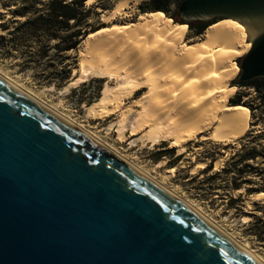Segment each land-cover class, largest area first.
Instances as JSON below:
<instances>
[{
    "label": "water",
    "instance_id": "95a60500",
    "mask_svg": "<svg viewBox=\"0 0 264 264\" xmlns=\"http://www.w3.org/2000/svg\"><path fill=\"white\" fill-rule=\"evenodd\" d=\"M178 11L183 22L237 21L255 33L253 47L264 43V0H182ZM238 67L241 81L264 79V56L251 49ZM0 264L256 263L0 80Z\"/></svg>",
    "mask_w": 264,
    "mask_h": 264
},
{
    "label": "rangeland",
    "instance_id": "374dc122",
    "mask_svg": "<svg viewBox=\"0 0 264 264\" xmlns=\"http://www.w3.org/2000/svg\"><path fill=\"white\" fill-rule=\"evenodd\" d=\"M45 1L48 0H0V37L5 38V43H0V74L45 107L74 119L85 131L94 135L96 139L125 160L138 165L156 182L162 184L179 199L197 209L211 223L228 233L238 244L253 251L257 259L264 264V192H255L257 189L264 190V98L262 99L256 90L242 87L239 84V78L235 77L236 79L224 84L226 90L232 91V95L224 105L234 107L230 103L233 102V104L245 106L249 120V128L245 135L226 145L207 138L210 134L208 130L186 141L183 145L184 153L179 156L177 148L171 146L170 140L160 142L155 146L141 141L145 131L140 130L133 135L129 123L126 125L123 138H119L116 132V121L126 108H131L132 114L128 122L133 120L132 117L139 110L135 101L147 92L146 89L125 100L113 116L99 120L86 116L85 107L99 98L106 84L114 86L117 82L115 78L91 74L77 88L63 89L65 85L80 75V60L82 59L80 52H84V49L82 51L83 44L91 32H88L76 50L68 52L63 57L54 58V53H50L49 55L54 60L51 69L41 67V64L36 62L35 54L29 50L15 49L8 43V33L26 20L18 18L17 13L24 9L30 13H44ZM116 2L117 0H96L91 6H86L84 3L86 9H92L91 14L86 18L87 27L100 29L101 27L108 28L113 23H133L140 15L156 13L150 10L149 0H139L136 5L132 2L126 9V13L104 23L101 20V14L110 17L109 14ZM167 11L168 15L163 13L164 20L169 19V16L173 14L174 7L170 6ZM180 20L182 24H186V31L177 50L181 46L195 44L202 38V35L196 37L188 26V24L195 23L194 21ZM219 20L217 18L203 22L210 24ZM69 25L73 27L72 22ZM74 31L75 29H72L62 37ZM254 34L247 30L245 43H250L252 39L250 36L253 37ZM46 60L47 58L44 59ZM66 60L74 65H72L68 79L58 84L57 71L60 66L65 65ZM240 63L241 58L235 61L237 73ZM75 69L76 73L73 75ZM251 150L256 151V157L252 160L249 158L241 164L238 163L236 170H232L231 166L237 162L232 161L234 156L240 153L249 154ZM209 166H211V171L207 172ZM238 171L243 174L240 175ZM233 184L240 186V190H232ZM247 191L252 192L247 193ZM233 199L236 201L232 202ZM258 220L261 221L260 224H256Z\"/></svg>",
    "mask_w": 264,
    "mask_h": 264
},
{
    "label": "bare ground",
    "instance_id": "6f19581e",
    "mask_svg": "<svg viewBox=\"0 0 264 264\" xmlns=\"http://www.w3.org/2000/svg\"><path fill=\"white\" fill-rule=\"evenodd\" d=\"M138 1L117 0L109 14L110 17L101 14V20L108 23L109 19L126 13L132 2L136 5ZM95 2L96 0H85V5L91 6ZM247 30L251 31L237 21L230 19L218 21L204 32L197 43L181 46L177 50L183 41L186 26L167 22L162 14L140 15L133 23H113L108 28L87 36L82 48L84 52H80L82 56L80 75L63 89L77 88L91 74L115 78L117 82L114 86L104 84L99 98L85 107L86 116L97 120L113 116L125 100L146 89L147 92L135 101L139 110L131 122H128L132 116L131 108H126L121 115L119 114L120 117L116 121L119 138H123L124 130L129 123L133 135L140 130L145 131L143 135L141 134V141L155 146L170 140L171 146L177 148L179 156L184 153L183 145L186 141L208 130L210 134L206 136L207 138L226 145L230 141L242 138L249 128L246 108L224 105L232 95V91L226 90L224 84L239 75V67L237 73L235 61L248 53L249 48L245 45H251L255 36L254 34L251 37V34L250 43H245ZM75 73L76 69L73 75ZM0 80L180 201L253 262L263 264L253 251L238 244L197 209L156 182L138 165L125 160L94 135L89 134L74 119L45 107L1 74Z\"/></svg>",
    "mask_w": 264,
    "mask_h": 264
},
{
    "label": "trees",
    "instance_id": "16d2710c",
    "mask_svg": "<svg viewBox=\"0 0 264 264\" xmlns=\"http://www.w3.org/2000/svg\"><path fill=\"white\" fill-rule=\"evenodd\" d=\"M181 2L182 0H149V8L151 11L156 12L151 14L163 15L164 13L168 15V8L173 6V14L169 16V19H165V21L183 25L178 11ZM84 3L85 0H71L70 2H67L66 0H48L44 2V13H30L26 9L21 10L17 13V16L18 18L26 20L8 33V43L15 49L25 48L26 50H29V52L35 54L36 62L41 64V67L44 66L51 69L54 60L53 57L49 55L50 53H54V58H61L68 52L76 50L80 42L88 35V32L94 34L99 30L104 29L102 27L100 29H89L87 27L86 18L91 14L92 9H86ZM70 22H72V28L69 25ZM194 22L195 23L188 24V26L193 30L196 37L203 35L209 27L215 24H208V22L203 21ZM72 29H75L73 33L62 37ZM3 42L5 43V38L0 37V43ZM45 58H47L46 61H44ZM72 65L74 64H70V61L67 62L66 60L65 65L59 67L60 69L57 71L59 76V79H57L58 84H62L68 79ZM236 78H239V75ZM239 84L242 87L256 90L261 98H264V79L259 78L250 81L240 80ZM230 103L232 106H240V104H233V102ZM243 107L245 108V106ZM247 108L250 109L249 107ZM254 157H256L255 150H251L249 154L240 153L235 155L232 161L237 162L234 166H231V169L236 170L238 163L241 164L245 162V160H249V158L252 160ZM206 171H211V166H209ZM238 172H240V175L243 174L241 171ZM240 188V186L235 184L232 185V190L234 191L240 190ZM250 192L252 191H247V193ZM255 192L261 193L264 192V190L257 189ZM231 201L234 202L236 200L233 199ZM260 223L261 221L258 220L256 224Z\"/></svg>",
    "mask_w": 264,
    "mask_h": 264
},
{
    "label": "snow or ice",
    "instance_id": "6c2138e0",
    "mask_svg": "<svg viewBox=\"0 0 264 264\" xmlns=\"http://www.w3.org/2000/svg\"><path fill=\"white\" fill-rule=\"evenodd\" d=\"M236 27H240V25H236ZM245 47L251 49L253 55L259 54L264 56V43H262L261 39L256 41L255 47L252 45H245Z\"/></svg>",
    "mask_w": 264,
    "mask_h": 264
}]
</instances>
